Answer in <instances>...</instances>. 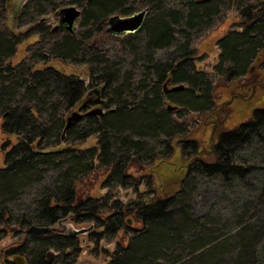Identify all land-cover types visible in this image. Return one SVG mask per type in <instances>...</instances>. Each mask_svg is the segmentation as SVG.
<instances>
[{
    "label": "trees",
    "instance_id": "1",
    "mask_svg": "<svg viewBox=\"0 0 264 264\" xmlns=\"http://www.w3.org/2000/svg\"><path fill=\"white\" fill-rule=\"evenodd\" d=\"M72 1L82 9L79 25L83 35L61 34L60 45L50 51H40V58L35 59L31 48L40 42L36 41V35L48 36L62 29L58 23L46 26L48 19L41 21L51 16L49 11L27 29L19 30L18 15H14L11 0H0L1 194L9 196L15 183L29 181L43 166L67 167L56 189L41 201L37 225L26 222L25 228L20 230L19 224L9 223V215L2 209L0 231L5 236L14 232L23 235L17 243L0 250V264H15L11 257L24 255L25 235L39 247H54L72 263L80 244L69 230L59 233L53 229L63 220L74 225L90 222L102 233L117 235L121 232L127 237L117 243L104 264H188L206 252V247L214 248L222 243L214 256L217 264H249L252 253L250 240L244 239L247 236L244 230L237 236V241L241 242L239 260L226 263L224 235H219L211 226L210 229L199 226L204 222L194 217L196 225L186 237L178 231V224L181 214L190 213L184 186L189 177L243 181L254 169V166L238 163L235 157L250 137H257L259 130L264 129V106L253 110L240 123L239 120L231 123L230 119L236 101L250 103L256 94V76L247 70L256 51L264 46V0H178L186 8L182 15L164 9L170 0ZM127 2L129 11L118 13L123 17L142 9L147 11L140 29L126 36L128 42L144 33L149 54L156 49L172 48V51L163 60L147 55L141 59L139 67L144 73L143 80L133 87L128 78V90L127 85L113 90L117 82L116 69L108 67L109 60L101 59L102 49L96 40L103 34L106 21L113 15L111 12L120 10ZM240 14L244 17L245 29L238 33L232 28H237ZM231 17H234L232 28L214 43L219 51L217 60L211 71H204L195 63L200 59L199 39L212 34ZM39 29L42 30L38 34L30 33ZM174 34L179 36L175 38ZM89 36L91 41H87ZM120 37L111 36L110 40L122 48L130 47L131 44ZM78 54L94 58L96 66H103L102 72L93 73L91 64L76 65L66 61L67 55ZM81 68H85V72L74 71ZM260 78V88L264 90L263 70ZM180 85L182 88L170 90ZM134 92L141 97H135ZM20 94L23 100L18 101ZM126 94L128 102L122 99ZM97 96L104 101L102 106L96 105L101 107V114H88L96 107L86 100L93 97V101ZM167 104L176 106L175 110H168ZM109 105L113 106L106 111ZM74 113L80 117L66 127L67 119ZM190 117L201 120L202 132L210 129L209 143L202 141L204 133L202 139L191 135ZM81 121H87V126L69 142L42 146L51 131H55L57 141H62ZM125 129L135 139L130 135L121 138ZM155 134L168 138L162 152L147 151L139 142L140 137ZM90 141V146H86ZM112 147L115 152L110 155ZM175 148L180 151L184 171L178 176V189L162 194L155 186V170L172 158ZM112 172L128 178L134 187L140 178H145L148 189L144 193L139 191V199L132 203L116 201L113 197L102 200L98 195L99 187L109 181ZM257 203L264 211V182ZM132 213L139 227L129 229L128 234L126 217ZM162 226L168 228V241L152 237ZM207 234L210 239L201 242ZM22 257L26 264H53L44 250Z\"/></svg>",
    "mask_w": 264,
    "mask_h": 264
},
{
    "label": "rangeland",
    "instance_id": "2",
    "mask_svg": "<svg viewBox=\"0 0 264 264\" xmlns=\"http://www.w3.org/2000/svg\"><path fill=\"white\" fill-rule=\"evenodd\" d=\"M177 1L178 0H170L164 9L166 11L170 10L171 12L178 11L181 15L184 14L186 11L185 6H181V4ZM75 4L77 3L72 0H67V2L62 0H16V4H12V6L16 8V16L18 15V19L16 21L17 27L19 30L23 31L24 29H27L32 22L47 15L49 11V15L52 17L49 16L45 25L53 27L52 25L57 23L59 20L57 12L62 8H68L70 6L73 7ZM52 8H55L56 12ZM78 8H80V6ZM129 8V4L127 2L120 10H113L111 15L113 14L123 17L118 14L120 13L119 11L122 10L121 13H127ZM81 14L79 11V16L74 23L73 32L62 30V32L57 31V33L59 32L58 34L55 33L46 36L38 34L42 29L31 30L30 33L38 34L35 37L36 41H40L31 48L32 57L39 59L40 51H50L54 49L55 46L60 45L62 42L61 34L73 33L78 36H82L83 34L81 33L79 25ZM233 21L234 17L226 19L219 27H217L216 30L212 32V34L199 39L197 47L200 59L195 61V63H199V67H202L204 71H211L219 52L214 43L216 39L223 36L232 28L231 25ZM104 29H107V25L104 26ZM232 29L236 28L234 27ZM111 36L112 35L109 33L103 32V34L97 38L96 44L98 43L97 45L102 49V56L100 55L101 59L104 57L109 60L108 67H114L116 69L117 82H115L112 86L113 90L115 88L122 89L126 85V89L128 90V78L130 79V85L133 87L143 80L144 73L139 67L142 65L141 59L143 60V58L147 57V55L152 54L151 56L154 57V59L163 60L167 57V54L172 51V48L166 50L156 49L151 50L149 54L145 47L144 33H139L136 38L129 42L128 39H126L128 34L122 35L121 37L119 36L121 39H124V41L131 44L130 47L123 48L120 45H117V43H112L110 40ZM173 36L176 38L179 35L174 34ZM91 39L92 38L89 36L87 41H91ZM51 55H54V52H52ZM66 58V61L76 65L91 64L93 73L96 72L99 74V72H102L103 66H96L94 58L89 57L88 55H84L83 57L81 54L67 55ZM81 69L82 70L75 69L74 71L76 73L81 71L85 72V68ZM263 91L264 90L257 91L250 103L236 101L231 114V123L236 122V120H239L238 123L244 121L255 108L264 106ZM137 93L134 92L132 94H134L135 97H141L140 94ZM128 97V94L124 95L122 98L123 101L128 102ZM16 100H23L22 94H20ZM112 106L113 105H109L106 111ZM189 122L191 135L198 139H202L204 133L205 136L202 141L206 140L209 143L208 136L210 129L208 128V132H202L201 120L199 119H193L190 117ZM87 123V121L78 122L74 126L72 133L67 135V137L62 141H60V139L57 141V139L54 138L55 131H51L48 139L42 143V146L51 147L57 142H69L77 133L87 126ZM129 135L132 139H135L134 135L132 136V134L128 132V129H125L121 133L120 137L122 138L125 136L128 138ZM262 139H264V129L259 130L257 137H250L249 142L242 146L236 153L235 161L243 165L254 166V169L245 177L243 181L233 178L228 182H223L220 177L203 179L197 175H193L187 179V182L184 185L185 191L188 194L187 209L190 213L180 215L178 231L182 234V236H189V230L196 225L194 217L201 219L204 223L202 224L199 222V226L205 225L208 227L207 229H210L211 226V229L216 230L215 232L219 233V235H224L227 243V248L223 253L225 255L224 258L226 263H234L239 260L241 242L237 241V236L244 230L247 232V236L244 239L250 240L249 251L252 253L250 259L248 258L249 264H264V211L263 206L257 203L259 189L264 182V141ZM167 141L168 138L162 134L143 136L139 138V142H141L145 150H151L155 153L162 152L164 143ZM91 143V141L88 142L86 146H90ZM210 145L211 144H209V146ZM114 149L115 148L112 147L109 150L110 155L115 152ZM1 166L2 158L0 156V167ZM182 166L180 151L178 148H175L172 158L166 163H162L156 167L155 186L162 194H171L178 189V176H180L182 171H184V167ZM66 168V165L57 168L43 166L41 169L42 171L33 176L29 181L25 183L23 181L22 183H15L16 185L9 196L5 197L1 194L0 190V213L2 209H4L9 215V223L14 225L19 224L21 226L20 230L25 228L26 222L28 225H37L41 201L53 189H56L58 182H60L61 174ZM109 178V181L105 185L102 184L98 190V195L100 194V199L102 200L106 197H113L116 201L120 200L123 203H128L139 199V191L144 193L148 189L145 178H140L136 187L130 184V180L128 178H122V175L119 174V172H112ZM113 191H116V195H113ZM100 204L102 205L103 202H100ZM1 217L2 216H0V223L2 220ZM126 220L128 234L130 233L129 229L139 227V223H137L133 213L126 217ZM53 229L58 230L59 233H66L69 230L70 232H73L75 237L78 239L80 245L78 251H76L77 256L72 257V263L69 262V257H63L62 253L52 246L42 248V246L39 247L38 244H33L30 242L31 240L29 235H25L23 246L24 255L22 256L26 257L29 252L31 253L32 251L38 252L39 250H44V253L50 252V261L53 264H104L107 262V259H105L106 252H113L117 243L123 242L127 238H125L121 232L117 235L102 233L96 225L91 224L90 222L74 225L70 223L69 220H63L58 226H54ZM95 232L98 233V235L94 234ZM22 235L23 233L21 232H14L10 236H5L4 233L0 231V250L9 247L14 242L17 243L16 241H18ZM167 235V226H162L160 227L158 234L152 235V237L154 239H166ZM208 239H210V237L207 234V236L205 235L202 237L200 241L204 242ZM166 241H168V239H166ZM162 243H164V241H162ZM222 245L223 243L214 246V248L206 247V252L191 259L188 264H197L199 261L203 264H217V260L214 256L216 251ZM8 258H10V256H8Z\"/></svg>",
    "mask_w": 264,
    "mask_h": 264
},
{
    "label": "water",
    "instance_id": "3",
    "mask_svg": "<svg viewBox=\"0 0 264 264\" xmlns=\"http://www.w3.org/2000/svg\"><path fill=\"white\" fill-rule=\"evenodd\" d=\"M206 1V0H205ZM12 4H16V0H11ZM14 10V15H16L17 11L16 8ZM57 15L59 16L58 24L57 26L61 28L64 31L67 32H73L74 30V23L76 19L79 16V11L74 7H68V8H62L60 11L57 12ZM145 16V10L136 12L130 16L127 17H119L117 15L111 16L107 22V32L112 36H122L126 34H133L137 32L144 20ZM49 17L41 19V21H46ZM182 88V86H176L173 87L170 90H177ZM166 91V89H164ZM98 94V92H95ZM90 93H88L89 95ZM87 104L93 105H100L102 106L104 104V101H102L98 96L94 101H91L90 99L86 100ZM166 108L170 111L175 110L176 106L167 104ZM88 114H101V107H96L93 110L89 111ZM80 117V114L74 113L72 114L68 119L66 123V127H68L73 121L78 119ZM73 233V232H72ZM73 235H75L73 233ZM110 252H106V258L109 256ZM51 254L50 252L47 253L48 261H50ZM105 258V259H106ZM12 262L16 264H26L25 258L22 256H13L10 259Z\"/></svg>",
    "mask_w": 264,
    "mask_h": 264
},
{
    "label": "flooded vegetation",
    "instance_id": "4",
    "mask_svg": "<svg viewBox=\"0 0 264 264\" xmlns=\"http://www.w3.org/2000/svg\"><path fill=\"white\" fill-rule=\"evenodd\" d=\"M79 7V5H77V4H75V6H73V7H75L78 11H80V14L82 13V9H81V7L80 8H78ZM70 7H72V6H70ZM186 9V8H185ZM184 9V10H185ZM142 10H145V16H144V20H145V18H146V15H147V11H146V9H142ZM141 10V11H142ZM137 12H139V11H137ZM136 13V12H135ZM132 14H134V13H132ZM131 14V15H132ZM130 16V15H129ZM125 17H127V16H125ZM143 20V21H144ZM107 22V21H106ZM237 28H236V30H237V32L238 33H241L244 29H245V21H244V17L240 14V16L237 18ZM57 23H58V21H57ZM57 23H55L54 25H56ZM54 25H52V26H54ZM105 26H106V23H105ZM142 26V25H141ZM103 32H106V33H108L107 32V30L106 29H103ZM71 34H73V33H71ZM129 35V34H128ZM217 40V39H216ZM219 53V52H218ZM217 56H218V54H217ZM217 60V59H216ZM216 60H215V62H216ZM214 62V63H215ZM262 70H263V72H264V46L262 47V48H260V49H258L257 51H256V53H255V55H254V60H253V62L249 65V67H248V70H247V72L248 73H252L253 75H255L256 76V78H255V81H256V93H257V91H260V90H262L261 88H260V80H261V74H262ZM264 92V91H263ZM256 95V94H255ZM261 107H259V108H255V109H260ZM254 109V110H255ZM138 200V199H137ZM136 201V200H135ZM133 201H131V202H128V203H132ZM45 231V230H44ZM43 231V232H44ZM111 255H112V252L109 254V257L108 258H106L107 259V261L110 259V257H111ZM14 256H21V255H19V254H15ZM26 261V260H25ZM16 264V263H15Z\"/></svg>",
    "mask_w": 264,
    "mask_h": 264
},
{
    "label": "bare ground",
    "instance_id": "5",
    "mask_svg": "<svg viewBox=\"0 0 264 264\" xmlns=\"http://www.w3.org/2000/svg\"><path fill=\"white\" fill-rule=\"evenodd\" d=\"M89 95H91V93L89 94ZM90 100H92L91 98H90ZM94 101V100H93ZM92 106H96V104H93ZM75 236V235H74Z\"/></svg>",
    "mask_w": 264,
    "mask_h": 264
}]
</instances>
